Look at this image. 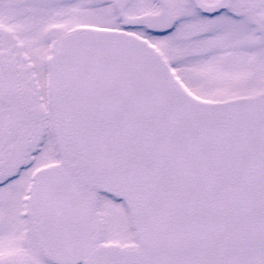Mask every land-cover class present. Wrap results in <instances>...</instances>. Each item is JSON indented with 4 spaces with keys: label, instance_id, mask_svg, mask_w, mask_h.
Listing matches in <instances>:
<instances>
[{
    "label": "snow or ice",
    "instance_id": "6c2138e0",
    "mask_svg": "<svg viewBox=\"0 0 264 264\" xmlns=\"http://www.w3.org/2000/svg\"><path fill=\"white\" fill-rule=\"evenodd\" d=\"M0 264H264V0H0Z\"/></svg>",
    "mask_w": 264,
    "mask_h": 264
}]
</instances>
